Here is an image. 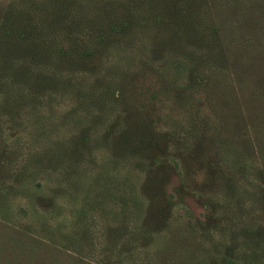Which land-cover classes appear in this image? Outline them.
Returning a JSON list of instances; mask_svg holds the SVG:
<instances>
[{"label": "rangeland", "instance_id": "374dc122", "mask_svg": "<svg viewBox=\"0 0 264 264\" xmlns=\"http://www.w3.org/2000/svg\"><path fill=\"white\" fill-rule=\"evenodd\" d=\"M11 31L53 57L22 68ZM253 249L264 0H0V264H248Z\"/></svg>", "mask_w": 264, "mask_h": 264}, {"label": "trees", "instance_id": "16d2710c", "mask_svg": "<svg viewBox=\"0 0 264 264\" xmlns=\"http://www.w3.org/2000/svg\"><path fill=\"white\" fill-rule=\"evenodd\" d=\"M125 24H126V21H124L123 25H125ZM10 33L15 38V40H16L15 43L17 44L18 48L20 49L21 54H23V55H20L18 59L26 61V63H23V64L21 63V65H23L22 68H25V66H27V64L29 62L32 63L33 65H37L40 60H42L44 58H48V57L49 58L53 57L51 55H46L47 51H43V50L38 49V47H36V44H34V43L32 44V42L29 43L30 40L25 43L26 38L24 37L23 33L16 32V31H11ZM113 33H114L113 36H115L117 38L123 34V30L119 26H116L115 30H113ZM193 34L194 33L191 31L186 33V36H185L186 39H191L190 35H193ZM102 39L103 40H101V41H104L106 38L103 37ZM62 52L63 51H56V54L60 55V54H62ZM65 52H64V54H65ZM193 72H195L194 69L191 71V73H193ZM252 238H253L252 240L255 244L254 247L257 246L259 248L258 241H260L261 239L257 240L254 237H252ZM253 253H256L260 256H258V257L255 256L254 257L255 259L249 258L248 264H264V262H263L264 261V249H262V252H257L253 249ZM254 260H256V263L253 262Z\"/></svg>", "mask_w": 264, "mask_h": 264}]
</instances>
